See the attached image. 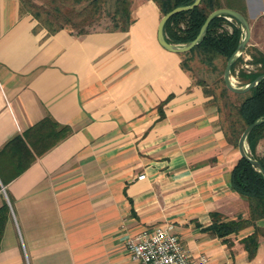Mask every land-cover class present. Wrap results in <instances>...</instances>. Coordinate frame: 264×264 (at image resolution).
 Instances as JSON below:
<instances>
[{
  "label": "crops",
  "instance_id": "0c3cea01",
  "mask_svg": "<svg viewBox=\"0 0 264 264\" xmlns=\"http://www.w3.org/2000/svg\"><path fill=\"white\" fill-rule=\"evenodd\" d=\"M243 5L246 47L264 55V0ZM160 17L150 0H130L124 32L49 34L0 0V150L44 117L71 132L0 180V264H133L125 240L166 226L207 264H264V219L251 260L239 241L252 227L226 241L206 230L210 213H246L229 188L239 157L179 55L158 45Z\"/></svg>",
  "mask_w": 264,
  "mask_h": 264
},
{
  "label": "trees",
  "instance_id": "16d2710c",
  "mask_svg": "<svg viewBox=\"0 0 264 264\" xmlns=\"http://www.w3.org/2000/svg\"><path fill=\"white\" fill-rule=\"evenodd\" d=\"M21 13L30 15L37 25L47 33L53 34L66 29L74 35L89 33L90 26L97 21L102 12L105 0H49L50 6H41L29 0H17ZM156 6L160 16L177 7L190 5L194 0H150ZM113 11L109 16L110 30L126 31L129 19L130 0H114ZM77 9L76 7H80ZM235 11L244 17L243 0H200L191 10L170 17L163 26L165 42L181 46L192 41L205 18L217 9ZM242 38L239 25L225 17L212 19L200 41L188 52L178 54L180 69L191 77L192 64L196 61L211 72L221 64V75L226 61L234 53ZM242 54L250 58L255 70L250 73L238 69ZM242 54L235 58L229 69V76L236 81L235 87H242L257 76L264 74V55L255 49L245 46ZM192 78V77H191ZM202 89L207 103L217 114L216 126L221 131L227 145L236 149L237 140L242 131L264 116V80L259 81L252 89L242 95L227 91L222 78L219 79L218 93L206 90L200 81H193ZM70 129L60 126L48 117H44L19 135L9 139L0 150V180L2 185L19 176L32 162L46 153L57 143L70 135ZM260 140H264V123L254 127L245 138L247 153L257 161L264 172V150L255 156V148ZM229 188L246 200L247 210L244 215L238 214L226 220L217 213H210V224L206 228L213 237L226 241L230 235L252 227L251 234L242 238L239 243L251 260L257 249V240L261 235L255 228L257 220L264 219V182L262 176L245 160L238 158L229 174ZM9 216L6 204L0 207V237L3 226Z\"/></svg>",
  "mask_w": 264,
  "mask_h": 264
},
{
  "label": "water",
  "instance_id": "95a60500",
  "mask_svg": "<svg viewBox=\"0 0 264 264\" xmlns=\"http://www.w3.org/2000/svg\"><path fill=\"white\" fill-rule=\"evenodd\" d=\"M199 1L200 0H194L188 6L174 8L171 11L167 12L166 14L162 15L159 19L158 24H157L156 41H157L158 45L167 52L174 53V54H183V53L188 52L192 47H194L200 41V39L205 34V31H206V28H207L209 22L212 19H214L215 17H220V16L230 18L231 20L235 21L239 25L241 32H242V38H241L240 42L238 43L234 53L226 61L221 78H222L223 85L227 91H229L230 93H233V94H237V95L245 94L250 89H252L259 81L264 80V74L257 76L253 81H251L250 83H248L242 87H235L231 83V79L229 77V69H230L231 63L235 58L239 57L242 54V52H243V50H244V48L247 45V42L249 40L248 24H247L245 18L242 15H240L239 13L232 11V10L224 9V8L214 10L207 15L202 26L200 27V29L198 31L196 37L192 41L188 42L185 45H181V46H174V45H170V44L165 42V39L163 36V26H164L165 22L170 17H172L173 15H176L178 13L186 12L188 10L193 9L194 7H196L198 5ZM263 123H264V116L261 119H259L258 121L247 126L242 131V133L240 134V136L237 140V143H236V151H237L238 157L240 159L245 160L247 163H249L262 176V180L264 182L263 170L261 169V167L257 161L251 159V157L247 153V149H246V145H245V138L248 135V133L254 127L259 126Z\"/></svg>",
  "mask_w": 264,
  "mask_h": 264
},
{
  "label": "built area",
  "instance_id": "2783aa9c",
  "mask_svg": "<svg viewBox=\"0 0 264 264\" xmlns=\"http://www.w3.org/2000/svg\"><path fill=\"white\" fill-rule=\"evenodd\" d=\"M243 66L247 68V65ZM124 249L133 264H207L205 257L195 258L189 253L170 226L143 230L127 238Z\"/></svg>",
  "mask_w": 264,
  "mask_h": 264
},
{
  "label": "rangeland",
  "instance_id": "374dc122",
  "mask_svg": "<svg viewBox=\"0 0 264 264\" xmlns=\"http://www.w3.org/2000/svg\"><path fill=\"white\" fill-rule=\"evenodd\" d=\"M29 1L41 6H50L49 0H29ZM113 1L114 0H105V5L103 6V12L100 18L90 26V28L88 29L89 32L111 29L112 24L109 20V16L114 8ZM76 8L80 9L81 6ZM245 57H248V60H245ZM216 65H217V70L215 72H211L207 70L205 67L200 66V64H198L196 61H194L191 66L192 68L191 77L193 78V81L196 80L202 82L206 87V90L214 94L218 93V88L220 87L219 79H221L222 77L221 64L217 63ZM243 65H247V68H245ZM238 69L244 71L245 73H250L255 70V66L250 64V58L248 55L242 54V60L238 66ZM229 77L231 79V83L235 86L236 81L234 80L233 77L231 76ZM263 150H264V140H260L255 148V156L259 157L262 154ZM258 231L260 234L262 233L260 230Z\"/></svg>",
  "mask_w": 264,
  "mask_h": 264
}]
</instances>
